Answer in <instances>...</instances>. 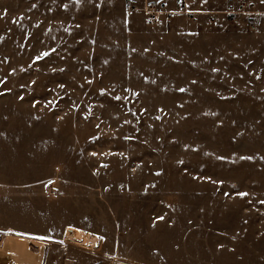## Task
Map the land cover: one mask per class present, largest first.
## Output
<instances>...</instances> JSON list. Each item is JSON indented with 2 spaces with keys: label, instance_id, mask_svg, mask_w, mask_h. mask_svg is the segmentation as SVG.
Returning <instances> with one entry per match:
<instances>
[{
  "label": "rangeland",
  "instance_id": "374dc122",
  "mask_svg": "<svg viewBox=\"0 0 264 264\" xmlns=\"http://www.w3.org/2000/svg\"><path fill=\"white\" fill-rule=\"evenodd\" d=\"M146 1L0 0V264H264V0Z\"/></svg>",
  "mask_w": 264,
  "mask_h": 264
},
{
  "label": "built area",
  "instance_id": "2783aa9c",
  "mask_svg": "<svg viewBox=\"0 0 264 264\" xmlns=\"http://www.w3.org/2000/svg\"><path fill=\"white\" fill-rule=\"evenodd\" d=\"M127 11L131 10H140L143 11L151 20H157L161 16H170L172 14H185L187 17L194 18L196 11L191 10L188 6V0H178V7L176 10L167 9L166 6L162 3H155L146 1L142 6H135L132 3H128L126 5ZM260 13L256 10L255 4L252 2H242L236 8H230L228 11L225 12L230 18L233 20L235 19L236 15L239 14H256ZM215 16L212 14L210 16V20H215ZM255 24H251V28H254Z\"/></svg>",
  "mask_w": 264,
  "mask_h": 264
},
{
  "label": "bare ground",
  "instance_id": "6f19581e",
  "mask_svg": "<svg viewBox=\"0 0 264 264\" xmlns=\"http://www.w3.org/2000/svg\"><path fill=\"white\" fill-rule=\"evenodd\" d=\"M69 235V230L66 233V236ZM28 239H16L14 245H5L1 253L3 254V262L9 264H38V253L31 252L27 249L26 243ZM39 246V253L43 251V245L41 242L35 241ZM40 256V255H39ZM5 263V264H6Z\"/></svg>",
  "mask_w": 264,
  "mask_h": 264
},
{
  "label": "snow or ice",
  "instance_id": "6c2138e0",
  "mask_svg": "<svg viewBox=\"0 0 264 264\" xmlns=\"http://www.w3.org/2000/svg\"><path fill=\"white\" fill-rule=\"evenodd\" d=\"M241 195H246V194H241Z\"/></svg>",
  "mask_w": 264,
  "mask_h": 264
}]
</instances>
